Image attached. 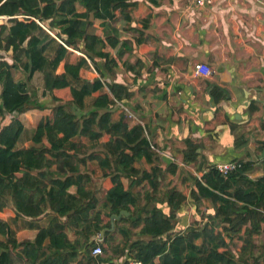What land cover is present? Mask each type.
I'll return each mask as SVG.
<instances>
[{"label":"trees","instance_id":"16d2710c","mask_svg":"<svg viewBox=\"0 0 264 264\" xmlns=\"http://www.w3.org/2000/svg\"><path fill=\"white\" fill-rule=\"evenodd\" d=\"M77 3L84 6V12L77 10ZM135 4L132 0H0V16L9 17L0 23V51L12 53L11 63L0 55V124L7 114L51 108L50 116L39 119L32 130L17 116L0 125V234L8 237L7 242H0V264H11L7 245L21 247L27 264H73L74 260V264H84L76 259L84 245L79 233L91 230H103L99 244L106 256L92 257L93 248H84L83 257L96 264H114L120 256H126L123 264L128 258L142 264H264V247L254 255L253 241L264 230V176L248 181L243 173L250 162L241 160V167L227 176L213 165L200 178L192 176L190 198L196 206L209 200L213 213L206 212L196 225L175 230L188 197L175 187L162 191L161 180L165 172L175 174L177 164L170 162L164 171L142 124L130 125L123 110L112 121V105L130 99L133 93L128 85L103 81L100 72L97 76L88 70L87 57L94 66V56L102 57L103 66L111 68L117 61L100 49L109 46L120 58L132 51L133 41L120 39L118 28L109 23L105 37L96 35L89 14L113 21L119 10L129 22L128 9ZM147 23L148 16L142 27ZM133 40L137 44L145 38ZM73 50L84 56L71 63L67 58ZM62 62L63 71L58 72ZM136 65L141 66L139 59ZM17 68L24 73L22 80L14 79L12 70ZM36 71L43 75L42 87L30 84ZM218 91L212 86L216 102L221 98L215 94ZM87 97H93L89 105L85 104ZM24 134L31 136L32 144L18 146ZM104 134L107 140L101 150H85L82 138L95 141ZM198 147L186 141L185 164L197 160ZM141 159L153 164L150 170L134 166ZM87 160L96 161L101 168V202L95 189L86 188L91 176L80 171ZM240 180L249 184L240 185ZM143 181L150 190L140 203L132 187ZM71 186H76L74 193L69 191ZM5 208L32 220L47 216L49 223L38 229L33 241H17L1 217ZM121 210L128 214L114 220L113 229L120 233L121 241L111 244L107 238L112 232L110 215ZM68 232L78 236L70 240ZM46 244L52 256L38 261Z\"/></svg>","mask_w":264,"mask_h":264},{"label":"crops","instance_id":"0c3cea01","mask_svg":"<svg viewBox=\"0 0 264 264\" xmlns=\"http://www.w3.org/2000/svg\"><path fill=\"white\" fill-rule=\"evenodd\" d=\"M132 1L136 4L128 9L129 22L123 20L119 10H115L113 21L89 14L91 28L96 35L105 37L109 33V23L118 28L120 39L133 41L132 51L125 52L120 58L109 46L100 49L109 52L117 61L111 68L103 66L102 57L94 56L95 66L87 57L88 70L97 76L100 72L103 81L128 85L133 93L130 99L112 105V121H117L124 109L133 113L134 118H128L125 113L128 123L142 124L156 155L165 162L163 165L158 161L164 171L170 162L176 163L174 158L180 160L176 163V172L180 163L186 165L182 161V153L186 141H190L199 145L197 160L189 163L196 166L194 172L199 178L207 172L209 165L236 159L250 162L243 173L248 181L264 176L261 162L264 159V109L261 103L264 99V0H213L212 5L202 7L191 0ZM76 8L79 12L85 11L79 3ZM147 16L148 25L144 28L142 22ZM138 36L145 40L135 44L133 39ZM4 52L3 58L11 63V50ZM80 56L84 54L73 50L67 60L77 62ZM138 59L140 67L134 66ZM63 63L59 65L58 72L63 71ZM196 63L208 65L211 74L208 77L195 76ZM12 72L15 80L23 79L24 73L19 68ZM30 84L35 88L42 87V73L36 71ZM214 85L220 90L215 94L221 95L217 102L211 94ZM103 91H107L106 86ZM92 101L93 97L85 98L86 105ZM50 114L49 106L41 110L30 109L21 114H7L1 124L17 116L26 129L32 130L39 119ZM30 137L24 134L18 146L31 145ZM82 139L86 150L92 149L93 145H102L107 136L104 134L95 141ZM140 161L149 165V168L141 170H150L153 165L145 159ZM94 164L98 165L94 160H87L80 165V171L84 172L83 169ZM98 168L101 172L100 166ZM248 181L240 180L238 183L248 185ZM145 183L149 187L146 181L132 187L134 195L143 196L145 192L141 193L139 189ZM86 188L94 189V185H86ZM69 191L74 193L76 186H71ZM138 202L141 203L139 199ZM5 209L1 217L17 241H33L38 229L49 223L47 216L32 220L16 215L12 208ZM207 210L213 213L212 206ZM113 229L107 238L111 244H117ZM79 235L84 245L76 259L84 264H96L92 258L83 257L84 248L90 246L91 250L94 245L88 244L100 243L103 230ZM68 236L74 240L78 235L68 232ZM7 239L0 234V242H7ZM7 246L11 264H27L21 247ZM51 252L47 244L44 245L38 253V261L52 256ZM91 256H94L92 251ZM100 256H106V253L103 251ZM125 257L115 258L114 264H123Z\"/></svg>","mask_w":264,"mask_h":264},{"label":"rangeland","instance_id":"374dc122","mask_svg":"<svg viewBox=\"0 0 264 264\" xmlns=\"http://www.w3.org/2000/svg\"><path fill=\"white\" fill-rule=\"evenodd\" d=\"M3 20H4L3 18H0V23H2ZM4 53H5L4 51L2 50L0 51V55L3 57L5 56ZM22 58L24 57L22 56ZM101 146L102 145H99V144L97 147L93 145L91 146L92 149H86V151L89 152L95 148H97V150H101ZM160 161L163 165L165 164V162L162 159H160ZM174 162L179 163L180 160L174 158ZM135 165L139 167L140 169L149 168V165L146 163H143L142 161H137ZM98 167L99 166L96 164L89 165L87 169H83L84 171L83 173H87L91 176V182L88 185H94V189L96 190L97 195L99 196V201L101 202L104 198V192L101 187L103 183V178L101 177V174H100L101 172ZM179 168L181 170L180 169L179 171L177 170L175 175H170L169 173H165V176L161 180V190L162 191H165L166 189L170 188L169 186L173 185L172 187H178L177 189L185 192V194L188 197L186 202L182 205V208L180 209L178 213L175 230L184 229L191 225H196V220H199L202 217V215H204L206 212L209 213L210 210L208 211L207 209L210 208L211 206V203L208 200H206L199 206H196L194 201L190 198V195H189L190 189L193 187L192 176L193 177L198 176L194 172V170L196 169V166H194L193 164L184 165L180 163ZM125 183H127V179H125ZM143 185L144 186L139 189L141 193L149 190V187L147 186L146 183ZM138 198L141 202H144L145 200V199H142L141 194L138 196ZM162 206L165 209V206L164 205ZM98 207L101 208V205H99ZM113 235H114L116 242L121 241V235L119 232L114 230ZM253 241L255 243V247L257 248V249L256 248L254 249V255H257L259 251L261 252L262 247H264V230H261L259 234L255 235Z\"/></svg>","mask_w":264,"mask_h":264},{"label":"built area","instance_id":"2783aa9c","mask_svg":"<svg viewBox=\"0 0 264 264\" xmlns=\"http://www.w3.org/2000/svg\"><path fill=\"white\" fill-rule=\"evenodd\" d=\"M196 6L202 7V6H209L213 4V0H191ZM16 17H22V15H16ZM0 18L7 19L8 16H0ZM37 23L40 24L45 30H47L49 33L50 30H48L41 22H39L36 19ZM211 68L203 63H196L194 65V74L195 76H204L208 77L211 74ZM124 112L129 118H134V114L128 111L127 109H124ZM153 148V147H152ZM215 169L220 172L222 175L227 176L230 173H233L237 171L241 167V160H231L227 162H217L212 164ZM92 254H102V248L99 243L96 244V246L92 249ZM127 264H142L140 261L128 259Z\"/></svg>","mask_w":264,"mask_h":264},{"label":"water","instance_id":"95a60500","mask_svg":"<svg viewBox=\"0 0 264 264\" xmlns=\"http://www.w3.org/2000/svg\"><path fill=\"white\" fill-rule=\"evenodd\" d=\"M261 103H262V105H263V109H264V99L261 100ZM263 144H264V142H263ZM261 162H262V164H263V170H264V159H262ZM123 213H124V214H128L126 211L121 210L118 214H111V215H110L111 229L114 228V220H115V219H119L120 216H121Z\"/></svg>","mask_w":264,"mask_h":264}]
</instances>
